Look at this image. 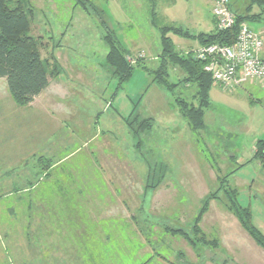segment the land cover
<instances>
[{
	"label": "rangeland",
	"instance_id": "1",
	"mask_svg": "<svg viewBox=\"0 0 264 264\" xmlns=\"http://www.w3.org/2000/svg\"><path fill=\"white\" fill-rule=\"evenodd\" d=\"M29 1L33 8L29 33L41 37V57L48 58L54 53L51 46L61 43L73 59L93 60L88 70H94L96 75L86 77L84 85L73 87V95L62 83L54 88L51 82L50 90L53 88L60 97L65 95L63 98L67 100L54 97L50 99L53 101L50 107L58 112L63 109L76 112L71 119L79 120L66 122L67 126H62L61 114L54 118L46 115L44 105L49 95L44 93L25 105H18L8 93L5 78H0V264H264V249L224 204L223 192L217 191L223 187L221 179L233 166L229 151L234 143L241 141L220 127L212 128L222 125L224 119L225 123H234L227 128L230 133L241 127L243 113L230 114L228 108L222 107L236 100L235 96L223 93L231 90L209 88L208 98L215 102L204 121L213 125L206 123L199 132H190L174 98L179 87L172 94L155 84L149 85L151 77L140 67L134 68L129 81L117 87V79L111 80L104 63L101 64L107 50L103 39L106 28L119 34L117 39L126 49L130 38L125 39L127 32L134 30L137 34L143 30L150 39L151 32H157L149 22L146 1L84 0L88 12L76 4L77 0ZM140 1L141 9L137 8ZM156 1V12L160 9L161 18L155 16V23H163L164 19L199 31L205 29L208 20L211 27L209 0ZM248 1L229 0L230 9L243 12ZM118 4L126 12L117 9ZM256 10L254 6L251 13ZM126 13L132 18L130 26L122 19ZM247 23L260 32L259 22L247 20ZM61 30L62 38L58 36ZM156 39L159 40V35ZM130 54L135 59L140 57L146 63V70L157 67L158 62L146 59L142 51ZM175 77L170 68L169 79L176 82ZM253 80L245 82L246 86ZM251 88L253 97L264 99V91ZM111 98L119 116L126 117L135 106L141 117L154 119L152 128L142 135L139 149L137 138L114 116V108L104 110L108 106L105 100ZM71 105L78 112L70 110ZM257 106L264 109V100ZM250 115L249 112V118ZM167 121L170 124L166 125ZM108 134L117 143L108 139L109 142H104ZM186 140L187 156L183 150L180 155L178 151ZM193 149L196 154L192 153ZM145 162L150 167L164 162L168 173L163 181L143 194ZM182 164L185 178L180 179ZM190 168L198 177L187 178ZM249 168L253 172L252 166ZM70 172L72 181L67 178ZM226 179L224 188L232 187L230 192L234 196L236 193L235 199L250 206L251 223L264 236L262 214L253 197L250 204L248 195L243 193L247 189L231 180L230 175ZM62 188L83 190L81 206L91 220L89 225L79 219L80 212L74 203L75 211H69L68 203L64 207L47 199L46 191L52 190L56 199L60 193L56 191ZM215 191L219 198L210 197L196 221L203 201ZM65 198L67 202H77L73 195ZM47 203H51L57 215L69 213L71 231L48 216L47 213L55 217L53 212L43 210ZM194 223L198 232L192 229ZM170 227L187 230L196 243L192 245L184 237L170 233Z\"/></svg>",
	"mask_w": 264,
	"mask_h": 264
},
{
	"label": "trees",
	"instance_id": "2",
	"mask_svg": "<svg viewBox=\"0 0 264 264\" xmlns=\"http://www.w3.org/2000/svg\"><path fill=\"white\" fill-rule=\"evenodd\" d=\"M88 12L84 0H77L76 4ZM75 4V5H76ZM29 0H0V78H5L7 90L11 98L18 105H25L33 100V98L43 91L49 82V78L58 76L62 68L51 52L48 58H42L40 54V38H35L29 33L30 16L33 13V8L30 7ZM230 8V3H228ZM254 6H257L264 12V0H249L245 6L244 12H233L234 23L225 30H218L216 25L210 32L190 33L187 29L180 26L164 24L160 26V53L157 67L152 70H146L140 57H135L130 54L117 40L112 30L106 28L103 34V39L107 44L108 51L106 54V62L112 70L113 76L117 79V87L122 83L129 81L132 77L135 67L145 69L152 76V81L155 85L163 88L166 91H172L179 83L195 82L198 86V91L195 94L197 104L188 102L176 95L175 102L179 108L180 115L186 120L189 128L194 132H199L203 127L205 110L209 104L208 91L213 84V79L209 72L203 68L206 61L199 60L193 57V49L186 52H181L176 49L172 42L170 34L181 36L184 38H195L200 43L199 46L207 44H232L238 31L241 22H247L255 17H259L260 13H251ZM215 22V19H214ZM40 40V41H39ZM129 58H133L134 62H130ZM179 68L183 76L177 82L169 79V69ZM135 109L131 113L122 117L123 122L130 129L132 135L137 138L136 147L139 149L141 137L149 129L152 128L154 119L150 116L141 117ZM132 116V118H130ZM130 118V119H129ZM253 158L264 163V138L258 139L254 145ZM147 172L144 176V192L149 187H155L165 179L166 165L163 163L156 164L155 167H150V164L145 162ZM48 169V168H47ZM152 171L153 172H149ZM232 172L221 179L223 187L217 191H222L224 194V204L233 211L240 225L247 230L256 244L264 249V236L251 223L252 211L249 205H242L237 200L236 193L234 196L230 189L224 188L227 185V179ZM72 181V174L67 176ZM155 178V179H154ZM59 187V186H58ZM81 190V188H79ZM217 191L211 196H208L203 201L200 211L197 213L196 221L205 210V205L208 199L214 195L218 197ZM238 193V191L236 190ZM76 203V202H72ZM75 211V210H73ZM82 221L89 225L91 221L85 211L77 210ZM136 219V217H134ZM192 229L198 232L197 223L193 224ZM169 232L184 237L190 244L196 243L190 233L182 228L170 227ZM215 243L212 242V246Z\"/></svg>",
	"mask_w": 264,
	"mask_h": 264
},
{
	"label": "crops",
	"instance_id": "3",
	"mask_svg": "<svg viewBox=\"0 0 264 264\" xmlns=\"http://www.w3.org/2000/svg\"><path fill=\"white\" fill-rule=\"evenodd\" d=\"M144 1H146L147 4H148L147 11H148V13L151 16V20L149 22L152 25V27H155L157 29V32L153 33V32L150 31L151 34H152L151 39H150V37L148 36V34L146 32L144 33L143 30H141V31L138 30L140 32H137V34H136V31H134V30L132 32H130V33L127 32V34H124L125 35V39L128 38V36L130 37V38L127 39L128 43H129V49L128 48L126 49L125 48L126 46L123 45L121 42L120 43L126 49V51H128L129 53L130 52L136 53L138 51H142V52L145 53V56L147 57L146 59H155L158 62V60H159L158 56H159L160 49H161V47H160V26L164 25V24H171V25L180 26V27H182L184 29H187L190 33L210 32V31H212L214 29V26H215L214 19L215 18L213 16L211 10H209V13H210V20L209 21H212V23L210 24L211 27H208V25H209L208 24V20H206L205 23H204L205 29H201L199 31H191L189 29V27H187L185 25H181V24H176L173 21L167 22L164 19H162L163 23H155V20H154V18H156L155 16H159L160 17V14H161L160 11H159L160 9H158L157 12H156L157 1L156 0H144ZM137 5H138L137 8H139V9L142 8L141 1ZM208 5H209V2H208ZM70 7H72V6H70ZM115 7H117V9H119L122 12L125 11L124 7L121 6L120 4L116 5ZM208 7L210 8V5ZM72 8H74V7H72ZM158 8H159V6H158ZM260 12H261V15L259 17H255L252 20L260 23L259 24L260 32H258V33L262 36V38L264 40V23H263L264 22V12H262L261 9L259 7H257V10L254 12V14H257V13H260ZM123 16L124 15H122V19L123 18L126 19L127 20V24H129V26H130V24H132L131 23L132 18L130 17V15H128V13H126V15L124 17ZM62 31L63 30L58 32V36L61 37V38L64 37V33H62ZM112 32L114 33L115 37L118 38L119 34L117 35L114 30H112ZM133 32L136 35H134ZM157 35H159V40L158 41L156 39ZM169 36L171 37L172 42L174 43L176 49L181 51V52H186V51H188L190 49H195V48L199 47V45H200L198 40L195 39V38H184V37L177 36V35H174V34H170ZM51 50H53V52L55 54V57L57 58L60 66L62 68V71H61V73L58 76L49 78V82H48L47 87L43 91H41V93L39 95H37L35 97L38 98L41 95H43L44 93H46V95H49L47 97V99L49 98V100L44 105V108H45V111H46V115L49 116V117L54 118L56 114H61V116L63 117V119L61 120L62 126L63 125L67 126L68 123H66V122L70 123V121H72L74 123H78L79 122L78 119H75V120L71 119V118H73L72 116L76 112H73V111L69 112V111H66V110L63 109V110H59V112H60L59 113L57 111L58 109L56 111H54L53 106L50 107L52 105L51 103H53L52 100L54 99V97L57 98V99L61 98L62 100H67L66 98H63L65 95L60 97L58 95V92L54 91L53 88H52V90H50L51 89L50 86L52 85L51 82L53 83V87L54 88H55V85L58 84V87H59V83H60V85L62 83V85L66 86L67 91H69L70 95H73V92L75 91L73 87L77 88L78 86L84 85L87 82L85 80V79H87L86 77H90V76L93 77L94 74L96 75L94 70L92 72L90 70H88V67H91L93 65V63H92L93 60H90V59H87V58H84V59L80 58V59H77V60L73 59L72 58L73 57L72 54L69 55L68 51L65 50V47H63L61 45V43H56L55 45L53 44L51 46ZM107 51H108V47H107V50L105 51V54H104V60H103L104 62H102L101 64L104 63L103 66L105 67V69H107L109 77L112 80V78H115V77H113L112 70H111V68L109 67V65L106 62ZM261 56H262V58H264V45H263V48H262V51H261ZM140 69H142V68L140 67ZM142 70L145 71V69H142ZM172 71L174 73V76H176L175 77L176 78V82L182 78L183 73H182V71L179 68L175 67V68L172 69ZM145 73L148 74L151 77L149 85L154 84L153 81H152L151 74H149L147 71H145ZM88 81H90V79ZM249 84L250 85L246 86V84L244 82L239 87H236L234 89H230L231 91L227 92V91L223 90V93L235 96L236 100L233 101L234 103H231L229 105H224V106L222 105V107L228 108L230 114H232V113L235 114V112H238L240 114V111L243 113L242 115L240 114V117H241V119L243 121L241 127H238L237 130H230V131H233L232 133H230L229 130H227V128L230 127V126L232 127L234 125V123L233 124L225 123V121H224L225 119L222 120L223 121L222 125L220 124V125L212 126L213 124L211 125L210 123H207L206 120H205L204 125H206V123H207V125L212 126V128L213 127H220L221 131L227 132V133H229V135H235L236 137H240L241 138L240 142L234 143V145L232 146V151H229L230 152L229 154H231V157L229 159L230 165H233L232 168L229 169L232 172L230 177H231V180L234 179L236 181V183H238V185H240L241 187L247 189V192L244 191L243 193L248 195L249 203L251 202L250 201L251 197H253V201H254L255 205H257V210L262 214L263 224H264V163L260 162L258 159L253 158L254 145H255L256 140L264 138V109L263 108H259L257 106V104H261L262 100H264V99L253 97L251 92H250L251 90H253V88H251V87L259 88L262 91H264V79H255V80H253L252 83H249ZM153 86H155V85H153ZM155 87H157V86H155ZM177 87H179V89H180V91L178 92L177 95H179L181 98L185 99L188 102H192L194 104H197V99L195 98V94L198 91V86H197V84L195 82L179 83L170 92H172V94H173L174 91L177 89ZM159 88L164 90L161 87H159ZM210 88H214V89L218 88V89L221 90V88L215 82H213V84L210 86ZM167 92H169V91H167ZM101 98L102 97L100 95V99ZM112 98L109 99V101L105 100V102H106V104H108V106H106V108H104V110L105 109H110L111 107L114 108V109H112V112H113L115 117H119V120L121 119L120 123L122 125V123H123L122 116L117 115L118 114V109L115 106V104H114L115 107H113V99ZM50 99H52V100H50ZM214 102L215 101H213V99L211 100V98H209V104H208V106H207V108L205 110V115H204L205 119H206L207 114H211L209 109H211V106L214 105L213 104ZM216 105H220V104H216ZM133 108H131L130 112L127 113L126 116H128L131 113ZM70 110H74L75 111L77 109L72 106V108ZM77 112H78V110H77ZM249 112L252 114V116L250 115V118L248 117ZM255 114L257 116H254ZM98 116L99 115L96 116V120H97ZM242 116L244 118H242ZM74 117H76V116H74ZM261 119H262V121H261ZM256 122H257V124H256ZM166 123H167L166 125H168V124H170V121H167ZM93 124H94V122H93ZM186 128L190 132L192 131L189 128V126L187 125V123H186ZM104 132L106 134V131H104ZM105 136H107V134ZM107 139L112 141V142L115 141V143H117L115 138L114 137H110V135L108 137H105V141L104 142H106V143L109 142ZM188 141H189V139H188ZM188 141L186 140L184 146H182V148H180V151H178L179 154H180L181 150H183L182 152H184L185 156H187L186 153H187V142ZM177 149H179V148H177ZM192 153L196 154V150L193 149ZM51 155L53 156V153ZM235 159H237V161H235ZM188 160H189V162L192 163V160H190V159H188ZM179 161H181V160H179ZM162 163L165 164L164 162H162ZM182 163L185 164L186 163V159ZM184 164H182L180 166V168H179V170H181V173H182V174L179 175L180 179L185 178L184 177V170H185V167H184L185 165ZM250 166H252V171L253 172H250L251 171L250 168H249ZM182 167H184V169ZM196 170H197V168H196ZM166 171L168 173V168L167 167H166ZM193 172H194V170L192 168H190V170H188V173L190 174V176L188 175L187 178L198 177V176L194 175ZM97 177L100 178V175L98 174ZM56 192H60L59 194L56 195V196L59 195L58 198L60 200L57 197H56V199H54L55 194H54V192H52V190L46 191L47 199L52 200V203L54 205L60 204V205H63L64 207H66V204L68 203L69 211H72L75 208H76V210H83L81 204H82L83 199H84V198L82 199V196H85V193L83 192L82 189L81 190H79V189L72 190V189H69V188H62L59 191L57 190ZM180 193L182 194V190L180 191ZM50 195H51V197H50ZM66 195H69V196L73 195V196L76 197L77 202L74 203L75 204L74 205L75 208L73 206V203L67 202V200L65 198ZM76 195H80V198H77ZM95 199H96V197H95ZM95 202H94V204H95ZM83 204L85 206V203H83ZM97 204H100V203H97ZM39 205L42 206V203H39ZM34 206L36 207L37 205L34 204ZM50 206H51V203L50 204L47 203V208H44V209L41 208V207L40 208L45 210V211L53 212L51 214L55 215V217L51 216L49 213H47L48 216L51 217L52 220H55L56 222H58L59 224L67 225L66 228L70 229L72 226H70V222L68 221V220H70L69 213H63L61 215H57V213L54 210V208L50 207ZM93 210H95V208ZM52 220H50L51 224H52ZM93 225H95V221H93ZM69 231H71V229Z\"/></svg>",
	"mask_w": 264,
	"mask_h": 264
},
{
	"label": "built area",
	"instance_id": "4",
	"mask_svg": "<svg viewBox=\"0 0 264 264\" xmlns=\"http://www.w3.org/2000/svg\"><path fill=\"white\" fill-rule=\"evenodd\" d=\"M218 30L230 28L234 15L229 0H209ZM262 36L246 22H241L232 44H207L193 49V57L206 61L203 68L223 89H234L248 80L264 78V58L261 51ZM142 56V54H141ZM134 62L133 58H129Z\"/></svg>",
	"mask_w": 264,
	"mask_h": 264
}]
</instances>
